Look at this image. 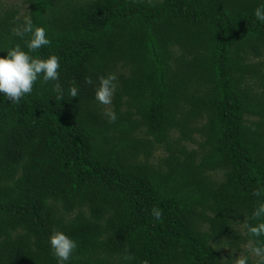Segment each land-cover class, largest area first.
I'll return each mask as SVG.
<instances>
[{
	"label": "trees",
	"instance_id": "16d2710c",
	"mask_svg": "<svg viewBox=\"0 0 264 264\" xmlns=\"http://www.w3.org/2000/svg\"><path fill=\"white\" fill-rule=\"evenodd\" d=\"M258 3L24 0L21 11L0 0V56L24 47L13 30L31 17L49 44L30 55L57 56L64 92L57 101L55 82L38 77L18 103L0 93V264H56L53 228L76 241L67 264L249 255L243 222L264 199L253 195L264 188ZM108 73L102 105L94 85Z\"/></svg>",
	"mask_w": 264,
	"mask_h": 264
},
{
	"label": "clouds",
	"instance_id": "9594fccd",
	"mask_svg": "<svg viewBox=\"0 0 264 264\" xmlns=\"http://www.w3.org/2000/svg\"><path fill=\"white\" fill-rule=\"evenodd\" d=\"M252 15L257 22L264 23V0H259L257 6L253 9ZM13 34L21 39L25 36L24 47L14 44L9 47L5 54L0 56V93L2 97L12 103H18L23 96L30 94L33 90V84L38 77L42 81H53L52 92L55 93L57 101L63 99V89L58 81V58L54 54L47 57L30 55V53L49 44L46 36V30L43 26L34 24L31 17H24L22 24L15 27ZM26 49V50H25ZM115 75L108 73L98 76L94 85V98L102 105H109L114 92L115 85L113 81ZM86 83L91 84V78L86 77ZM69 97L77 96V88L68 89ZM109 123L116 120L114 111L106 110L104 112ZM264 188L257 189L253 195L260 196ZM154 219H160L162 211L160 208L153 206L150 210ZM243 228L249 237L248 252L255 257V264H264V199L258 200L248 219L243 222ZM48 245L52 256L56 259V264H67L71 254L76 248V241L68 237L62 231L53 228L48 236ZM131 255L127 249L122 253V259L131 260ZM147 264V261L142 262ZM232 264H249V255H238Z\"/></svg>",
	"mask_w": 264,
	"mask_h": 264
},
{
	"label": "rangeland",
	"instance_id": "374dc122",
	"mask_svg": "<svg viewBox=\"0 0 264 264\" xmlns=\"http://www.w3.org/2000/svg\"><path fill=\"white\" fill-rule=\"evenodd\" d=\"M23 1L24 0H2V3L5 5V6H8V5H14V6H17L21 9V11H23V8L26 7V5L23 4ZM246 249V248H244ZM238 255H241L240 252H237L236 254H234V258H236V256ZM249 256L253 259L255 257L251 256L249 254Z\"/></svg>",
	"mask_w": 264,
	"mask_h": 264
}]
</instances>
